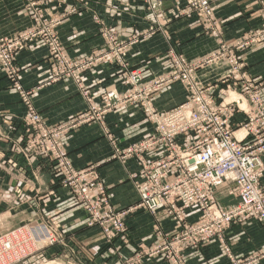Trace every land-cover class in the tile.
<instances>
[{"label": "built area", "instance_id": "1", "mask_svg": "<svg viewBox=\"0 0 264 264\" xmlns=\"http://www.w3.org/2000/svg\"><path fill=\"white\" fill-rule=\"evenodd\" d=\"M186 1L192 7L189 13L195 12L204 19L213 18L210 0ZM156 7L157 4L152 6L153 9ZM32 14L36 20L42 16ZM38 22L40 27L33 23L27 32L35 34L34 38L22 34L15 38L18 43L13 47L0 40V64L7 71L6 76L21 91L28 108V125L35 133V139L29 141L23 155L28 153L36 159L50 158L63 189L73 199L76 198L88 214V227H100L108 242L126 241V220L130 213L136 210L147 211L152 216L164 213L174 224L173 232L163 235L161 225L157 226L155 234L158 241L139 253V259L159 258L171 264H184L187 260L183 256L185 251L218 243L222 253L233 264L242 263L244 258L248 262L246 257H252L253 262L264 261V250L250 256L235 257L226 239V233L233 226H245L252 221L264 226V100L257 82L240 74L243 65L236 52L229 48L226 53H213L197 61H188L171 50L166 55L169 63L167 71L160 77L147 80L142 69L129 68L127 58L131 46L136 43L135 38L121 42L112 30L104 29L105 48L76 59L57 36L55 27L62 22L52 25ZM99 23L103 25L101 21ZM39 34L51 40L48 44V78L32 92H26L19 81L20 68L14 63L16 52L14 54L13 49L24 48L25 42ZM261 41H264V25L234 47L243 50ZM222 61L230 67V72L220 83L238 94V99L232 102L221 99L225 95L224 90L220 89L217 94L213 92V87L205 86L196 76L199 69ZM100 64L117 66L123 75L122 83L129 88L124 93L108 89L95 103L85 86L83 74ZM61 81H72L88 103L72 128L101 122L105 114L127 105L137 106L153 126L149 135L121 147L108 128L100 124L111 143L112 158L123 164L134 160L138 166L131 179L138 198L134 207L115 210L96 167L76 168L64 150L61 139L70 128L59 132L54 127H48L34 109L30 95ZM174 83L184 86L186 101L171 110L159 112L154 106L153 96ZM239 113L244 114L246 119L236 124L234 119ZM241 130L245 131V135L238 138L236 132ZM226 184L234 185L239 203L222 209L214 204L215 192ZM193 215L197 218L191 222L189 218ZM57 234L42 222L9 233L0 238V264H20L39 248L64 242ZM3 240L20 244L16 246L19 254L4 248Z\"/></svg>", "mask_w": 264, "mask_h": 264}, {"label": "crops", "instance_id": "2", "mask_svg": "<svg viewBox=\"0 0 264 264\" xmlns=\"http://www.w3.org/2000/svg\"><path fill=\"white\" fill-rule=\"evenodd\" d=\"M35 1L46 8L49 16L64 14L63 22L58 28L59 38L69 54L76 59L103 48L100 21L111 27L120 40H127L139 37L160 19L164 26H157V33L134 45L127 58L130 70L142 69L147 80L167 71L169 63L166 54L169 50L191 61H197L218 48L216 34L214 35L213 30L206 32L196 18L173 17V10L180 0ZM26 3V0H0V37L14 35L30 26V18L25 11ZM159 3L157 10L152 8V5ZM214 7L215 15L223 21V39L227 42L261 27L257 0H218ZM73 9L74 13H70ZM96 19L100 21L97 22ZM47 60L48 52L43 46H35L19 55L17 63L21 68L20 81L25 89H35L47 80ZM239 62L243 65L240 74L257 82L264 100V42L240 53ZM229 72L230 67L226 63H216L199 70L196 76L198 81L213 87V92L217 93L222 88L221 79ZM83 78L92 102L95 103L99 102L101 94L108 89L124 93L129 88L122 83L123 75L114 65L100 64L86 71ZM9 83L0 72L1 163L10 158L12 148L18 150L22 144L23 126L20 121L26 113L25 105L13 93ZM186 97L185 88L176 83L154 95L153 102L158 111L165 112L183 104ZM33 102L46 123L66 126L68 122H74L88 105L72 81H61L38 90ZM12 115L18 121L15 122V128L10 124ZM104 119L105 127L121 147H127L153 132V126L135 105H127L108 114ZM245 119L244 114L239 113L234 122L240 124ZM236 135L243 137L244 130L236 132ZM63 142L76 168L96 166L118 211L127 210L137 204L138 198L131 179L138 166L134 160L123 164L112 158L111 143L104 135L100 123L92 122L69 130ZM14 158L15 167L8 164L4 170H0V191L6 194L9 191V195H15L13 200L21 198L24 202L16 207L8 204V208L2 206L0 213L4 212L11 219V223L8 220L0 226L4 228L7 224L21 225L31 220H47L52 217L50 224L52 222L58 232L65 234L69 246L68 241L64 240L58 246L50 247L46 251L49 258L68 264L76 261L78 264H125L126 259L141 249L149 248L155 242L153 233L157 224L161 225L165 233L170 232L173 226L170 220L162 216L164 213H159L157 220L163 219L160 223L149 212L136 210L127 217L129 240L106 244L99 228L87 226V215L56 184L57 179L50 160L32 158L27 162L22 157ZM262 183L264 184V176ZM233 186L226 184L218 188L215 194H222L224 190L230 194ZM229 198L231 202L228 204L221 200L223 206H231L238 201L235 197ZM226 234L235 256H247L264 250V226L261 223L252 221L245 226H233ZM76 252L82 253L85 259L76 257ZM202 255L203 258L200 255L199 260L195 256H188L187 261L189 264L229 263L227 259L220 257L221 250L217 243L202 248ZM141 264L166 263L144 260Z\"/></svg>", "mask_w": 264, "mask_h": 264}, {"label": "rangeland", "instance_id": "3", "mask_svg": "<svg viewBox=\"0 0 264 264\" xmlns=\"http://www.w3.org/2000/svg\"><path fill=\"white\" fill-rule=\"evenodd\" d=\"M27 1V3H26V5H25V11L27 12V14L29 15V18H30V26L29 27H27V28H25V29H23V30H21V31H19V32H17V33H15L14 35H11V36H5V37H0V40H4L9 46H12L13 47V45H16L17 43H18V41H15V38L16 37H19V36H21L22 34H25V36L26 37H31V38H34L35 37V34H32V33H27L29 30H30V28L32 27V24L34 23H36L39 27H40V23L38 22V21H41V22H47L49 25H52L53 23H56V22H63V17H64V14H56V15H54V16H49L48 15V13H47V10H46V8L42 5V4H39V2H37V1H35V0H26ZM211 1V4L209 5V7H210V10H211V12H212V15H213V18L212 17H210V18H212V19H207V18H201V17H199L198 15H197V13H195V12H193V13H189V10H190V8H192L189 4H187V1L186 0H180L179 2H177V6H176V8H174V10H173V17H175V16H182V17H187V18H196V20L201 24V26H202V28L206 31V32H208V31H212L213 30V32H214V35L216 34V38H217V40H218V48L216 49V50H214L213 52H211V53H209L207 56H209V55H212L213 53H219V52H222V53H226V52H229L230 51V49L231 50H233L234 52H236V55L238 56V58H239V56H240V53H243V52H245L246 50H248V49H250V48H252L253 46H255V45H257V44H260V43H263L262 41L259 43V42H257V43H255V44H251L249 47H246L245 49H243V50H238V49H235V45L236 44H238L239 42H241V41H243V40H245V38H248V37H250L251 35H253L254 33H256L257 32V30L259 29H256V30H251V31H248V32H245V33H243V34H241V36L240 37H238V38H235V39H233L231 42H227V41H225L224 39H223V31H222V28H223V25H222V23H223V21L222 20H220L216 15H215V7H214V4L218 1V0H210ZM257 2H258V7H257V12H258V18L261 20V26H263L264 25V0H257ZM179 3V4H178ZM160 4V3H159ZM153 6V5H152ZM160 5H158L157 4V7L155 8L156 10L158 9V7H159ZM75 9H73V10H71L70 11V13H74L73 11H74ZM32 13H35V14H42V16H39L38 18H37V20L36 19H34L33 18V14ZM164 23L166 24V21H164ZM100 24V26H101V28H100V31L103 33V30L105 29V31L108 29V30H112L114 33H115V35H116V37H117V39L118 40H120L119 38H118V36H117V34H116V32L111 28V27H108V26H106V25H102L101 23H99ZM157 26H158V28H160V27H162V26H164V24H162L161 23V21H160V19H157V23H156V25H152L146 32H144V33H142L139 37H131V39H134L135 38V40L134 41H136V43L135 44H133V46L134 45H136V44H138V43H140V41H141V39H144V38H147L148 37V35H150V36H153L155 33H157L156 31H157ZM160 26V27H159ZM58 28H59V26H56L55 27V29H56V32H57V36H58V38H59V34H58ZM261 28V27H260ZM104 38V37H103ZM60 39V38H59ZM127 40H129V39H127ZM127 40H120L121 42L122 41H127ZM50 39L47 37V36H45V35H37V37L35 38V39H30V40H28L27 42H25L24 44H23V47L24 48H14L13 50H15L13 53L15 54V52H16V55H15V61H14V63H16V65L20 68V66L18 65V63H17V59H18V57H19V55L21 54V53H23V52H25V51H29V50H32V48L33 47H35V46H43L44 48H46L47 49V52H48V60H47V62H46V66H47V68L49 69V66H50V63H49V54H50V51H49V47H48V44L50 43ZM61 42V41H60ZM133 46H131V48L133 47ZM105 48V39H104V45H103V48H101L100 50H96V51H94L93 53H95V52H99V51H102L103 49ZM130 48V49H131ZM230 48V49H229ZM68 51V50H67ZM130 51V50H129ZM171 52V50H169L168 52H167V56H168V54ZM69 53V52H68ZM92 53V54H93ZM91 55V54H90ZM129 55V54H128ZM180 56H183V55H180ZM184 57V56H183ZM186 58V57H185ZM187 59V58H186ZM188 61H191V60H189V59H187ZM219 63H223V64H225V62H219ZM218 63V64H219ZM241 64V63H240ZM199 70H202V68L201 69H199ZM198 70V71H199ZM197 71V72H198ZM0 72L5 76V78L10 82L9 84H10V86L9 87H11V90L13 91V93L14 94H16V95H18L19 96V98L21 99V102L25 105V108H26V113H25V115L23 116V118L21 119V124H22V126H23V134H22V137H23V141H21L22 142V144H20V146L18 147L19 149L18 150H16L15 148H12V152L10 151V158H8V160H6L5 162H3V163H1L0 162V170L1 169H5V167L9 164V165H12L13 167H15L16 166V161H15V158H14V156H17L18 158H24L27 162L28 161H30L32 158H34V156L33 155H31V154H26L25 156L23 155V152H25V148H26V145L29 143V141H33L35 138H33L34 136H35V133L32 131V126L31 125H28V120H27V115H28V108H27V106H26V104L24 103V101H23V97H22V94H21V91L17 88V86H15V83H12L11 82V80L6 76V69L0 64ZM20 72H21V68H20ZM20 72H19V81H20ZM164 74V73H163ZM162 74V75H163ZM162 75H160V76H162ZM242 75V74H241ZM160 76H157V77H160ZM157 77H154V78H157ZM20 84H21V86H22V83H21V81H20ZM174 84H176V83H174ZM181 86H183L181 83H179ZM222 84V83H221ZM23 87V86H22ZM183 88H184V86H183ZM23 89L26 91V92H32V90L33 89H31V90H29V89H25L24 87H23ZM221 90H224L225 91V95H222L221 96V99L223 100V99H226V102H231V101H233V100H235V99H237L238 98V94H236L235 92H233L234 90L232 89V90H228L227 89V85H223L222 84V88H221ZM38 91H34L31 95H30V99H32V104H33V107H34V109L36 110V108H35V106H34V102H33V99H34V96H35V94L37 93ZM219 92H220V90H218V92H217V94H219ZM231 92H233V93H231ZM187 95V94H186ZM29 96V95H28ZM232 98V99H231ZM244 106V105H243ZM126 107V106H125ZM245 107V106H244ZM37 111V110H36ZM116 111H118V110H115V111H113V112H116ZM38 112V111H37ZM113 112H110V113H113ZM159 112H161V111H159ZM110 113H107V114H105L104 115V117L103 118H105L108 114H110ZM39 114V113H38ZM40 116H41V114H39ZM79 117V116H78ZM78 117H77V119H78ZM41 119H42V122H44L48 127H54L53 129H56L57 131H59V132H64L65 130V128L66 129H68V128H70V130L71 129H74V128H72L74 125H75V121L77 120H73L74 122H68V125L66 126V124H48V123H46L44 120H43V118H42V116H41ZM10 120H11V126H12V128H15V122L17 121V117L16 116H14V115H12V116H10ZM18 122V121H17ZM94 122H96V121H94ZM98 123H100V124H104L105 125V119H102V121L101 122H98ZM83 126V125H82ZM106 126V125H105ZM79 127H81V126H79ZM75 128H78V127H75ZM69 131V130H68ZM68 131L63 135V137H62V139H61V144H62V146H63V148H64V150H67L66 149V146H65V143L63 142V139L65 138V136H66V134L68 133ZM238 138H241V135L240 136H238V135H236ZM69 156V155H68ZM44 159H48V160H50V158H44ZM71 159V158H70ZM116 160V159H115ZM72 161V160H71ZM7 162V163H6ZM4 167V168H3ZM96 167V166H95ZM96 170H97V168H96ZM98 172V171H97ZM9 173L11 174V170L9 169ZM55 174V173H54ZM99 174V173H98ZM55 176V175H54ZM99 176H100V174H99ZM55 178L57 179V182H56V184L60 187V188H64L63 187V185H62V183L60 182V180H58V178L55 176ZM100 179L102 180V182L104 183V185H105V187H106V189H107V193H108V195H109V201H110V204H111V206L115 209V210H117L116 208H115V206L113 205V203H112V196H111V194H110V192H109V189H108V187L106 186V184H105V182H104V180L101 178V176H100ZM223 187V186H222ZM219 188H221V187H219ZM233 188V190H232V192L230 193V194H232V195H230L228 192H227V190H224V191H222L223 193L222 194H215V200H214V204L218 207V208H222V209H229L230 207L232 208V207H234V206H236L237 205V203H239L238 201H237V203L236 204H234V205H231V206H223V204L224 203H222V201H224L226 204H228V203H230L231 201L229 200L230 198V196L231 197H235L237 200H238V198L235 196V194H234V186L232 187ZM63 190H65V189H63ZM66 191V190H65ZM66 193H67V191H66ZM8 194V195H7ZM7 194H6V192L5 193H1V191H0V209H1V207L2 206H6V204H8V205H12V206H18V205H20V204H22V202H24L21 198H18V199H14L13 200V198H14V196L15 195H9V191L7 192ZM230 195V196H229ZM67 198H69L70 200H72L73 202H75L82 210H83V208H82V206H81V204L78 202V200L75 198V199H73L71 196H69V194L67 193ZM229 198V199H228ZM222 200V201H221ZM11 203V204H10ZM6 208H8V206H6ZM6 208H4V209H6ZM84 211V210H83ZM118 211V210H117ZM84 213L87 215V223H88V214L86 213V211H84ZM133 213V212H132ZM131 214V213H130ZM159 215L160 214H156L154 217L156 218V221L157 222H160V223H162V220H157L158 219V217H159ZM7 215L6 214H4V212L3 213H0V224L2 223V222H6V221H8L9 223H11V219H8V217H6ZM162 216H164V217H166V219L167 220H170V219H168V217L165 215V214H162ZM163 218V217H162ZM197 218V216H191L190 218H189V221H191V222H194L195 221V219ZM52 219V217L50 218H47V220H31L30 222H24V223H22L21 225H18V224H15V225H12V224H7V226L5 227L4 226V228H1V226H0V238H2V237H4V236H6V235H8L9 233H12V232H14V231H16V230H18V229H21V228H29V227H32L34 224H35V222H42V223H44V224H46L47 226H49L50 228H53L58 234V236H59V238H61V240H66V241H68V239L65 237V234L64 233H62V232H58V228L57 227H55V226H53L54 224L51 222V224H50V222H49V220H51ZM171 221V220H170ZM172 222V221H171ZM173 223V222H172ZM88 226V225H87ZM126 226H127V236L128 237H126L128 240H129V226L127 225V220H126ZM157 226H159L158 224L154 227V233H153V237L155 238V242L149 247V248H151L157 241H158V239H157V235L155 234V228L157 227ZM95 227H97V228H99V230H100V232H101V234L103 235V238H104V241H105V243L106 244H113L115 241H117V240H114V241H111V242H108L107 240H106V238H105V236H104V234L102 233V230H101V228L100 227H98V226H94V227H89V228H95ZM162 229V228H161ZM173 230H174V224H173V226H172V228L170 229V232H168V233H165V232H163V230H162V232H163V235H167V234H170V233H172L173 232ZM227 235V234H226ZM226 239H227V237H226ZM120 241H122L121 239H119ZM227 243L229 244V246H230V243H229V239H227ZM2 244H3V246H4V248H9V249H13V252L15 253V254H19V250L16 248V246H20V244H16L15 242H13L12 240H3L2 241ZM60 244V243H59ZM59 244H56V245H54V246H58ZM216 244V243H215ZM218 244V243H217ZM219 245V244H218ZM61 247H63L64 248V246H62V245H60ZM68 246H69V241H68ZM50 247H53V246H45V247H42V248H39V249H37V252L33 255V256H31L30 258H28V259H26V260H24L23 262H21V263H24V262H27V264H68V262H65V261H58V260H55V258L54 259H52V258H49L47 255H46V251L47 250H49V248ZM205 246H203V247H201V248H199V249H197V250H193V249H190V250H187V251H185V253L183 254V256H185V257H187L188 258V256H195V257H197V259L199 260V258H200V255H201V257L203 256L202 255V248H204ZM219 247H220V245H219ZM231 247V246H230ZM149 248H147V249H149ZM147 249H141V250H139V251H137L132 257H130V258H128V259H126L125 260V264H141L144 260H155V261H159V262H164V263H166V264H171V262H167L166 260H161V259H148V258H142V259H139L137 256L139 255V253H141V252H143V251H145V250H147ZM65 250H68V249H65ZM220 250H221V247H220ZM232 251V250H231ZM258 251H260V250H258ZM258 251H256V252H258ZM256 252H252V253H250V254H248L247 256H250V255H254V254H256ZM235 256V255H234ZM76 257H78V258H80V257H82V259L84 258L83 257V255H82V253H77L76 252ZM220 257L221 258H225V259H227V261L229 262L228 264H233V262L231 261V259L226 255V254H223L222 253V250H221V255H220ZM236 257V256H235ZM38 258L40 259V260H38ZM203 258V257H202ZM85 259V258H84ZM246 259L248 260V262L245 260V258H244V260H243V262L242 263H240V264H262L263 263V261H260V260H258V261H255V262H253L252 261V257L251 258H248V257H246ZM20 263V264H21ZM79 262L78 261H76L74 264H78ZM184 264H189V261H187L186 260V262L184 263Z\"/></svg>", "mask_w": 264, "mask_h": 264}, {"label": "bare ground", "instance_id": "4", "mask_svg": "<svg viewBox=\"0 0 264 264\" xmlns=\"http://www.w3.org/2000/svg\"><path fill=\"white\" fill-rule=\"evenodd\" d=\"M231 93H233V92H231ZM232 99V98H231ZM238 99V98H237ZM236 100V99H235ZM234 101V100H233ZM232 102V101H231ZM47 121V120H46ZM244 135H245V131H244ZM242 138V137H241ZM224 189V188H223ZM260 228V227H259ZM239 251V250H238Z\"/></svg>", "mask_w": 264, "mask_h": 264}]
</instances>
